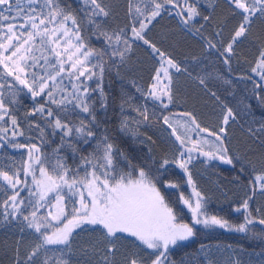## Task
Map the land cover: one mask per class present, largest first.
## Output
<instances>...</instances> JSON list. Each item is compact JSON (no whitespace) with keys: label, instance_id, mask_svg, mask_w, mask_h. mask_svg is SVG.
Instances as JSON below:
<instances>
[{"label":"snow or ice","instance_id":"snow-or-ice-1","mask_svg":"<svg viewBox=\"0 0 264 264\" xmlns=\"http://www.w3.org/2000/svg\"><path fill=\"white\" fill-rule=\"evenodd\" d=\"M226 2L237 23L227 41L219 40L221 48L210 40L206 46L215 49L231 71L234 46L247 38L257 19L264 20V0ZM198 3L128 0L130 25L109 30L110 11L104 0H0V151L8 147L26 151L20 166L15 157L0 159V227L15 226L22 235L36 239L23 254L16 248L13 264H73L74 241L86 231L99 233L97 243L90 246L99 257L95 264H175L171 251L191 240L197 226L264 239V231L255 230L257 224L264 226V218L254 216L250 206L257 192L264 195V171L250 180V194L234 209L241 214L239 223L210 213V198L198 190L192 176L196 161L233 167L240 162V171H245L244 161L234 157L226 143L228 126L237 121V112L222 102L223 115L216 129L202 127L192 112L164 114L175 102L171 70L187 73L188 69L146 35L153 21L168 11V5L180 9L176 15L193 31L197 17L210 19L202 15ZM195 31L200 33L199 28ZM221 34L222 30L215 33L218 38ZM136 41L159 57V67L148 88L136 87L139 102L122 91L118 130L146 143L151 137L139 139L144 135L141 128L160 121L170 129L175 149L171 158L157 160L149 155L140 164L132 162L97 116L102 112L106 117L109 107L106 74H119ZM250 71L259 77L253 81L251 99L264 108V46ZM196 79L217 100L208 82L219 79L232 84L226 76L213 73ZM25 93L32 101V107L23 113L27 135L15 115L19 97ZM238 105L242 106L240 115L249 117L248 134L264 144V114L257 121L250 102L241 98ZM129 111L135 115H127ZM20 137L28 142H19ZM56 139L58 143L52 146ZM45 146H52L51 151L42 152ZM88 147L91 150L84 154ZM67 150L71 151V165L64 154ZM170 166L181 170L183 184L173 177ZM183 185L190 186V193L185 194ZM165 189L175 191L177 202L191 213V224L178 222ZM123 245H130L131 250L122 253ZM82 251L87 255L89 248ZM224 253V264H242L231 246L217 247L214 253L205 245L188 264H201V257L203 264H216L213 255Z\"/></svg>","mask_w":264,"mask_h":264},{"label":"trees","instance_id":"trees-1","mask_svg":"<svg viewBox=\"0 0 264 264\" xmlns=\"http://www.w3.org/2000/svg\"><path fill=\"white\" fill-rule=\"evenodd\" d=\"M178 2L182 4L183 0H178ZM104 3L110 11V16L106 21V27L109 30L125 28L130 25L128 0H104ZM197 6L202 15L210 16L208 21H204L200 17L194 21L195 28H199L200 33H197L195 28L189 32L181 22V17L176 15L180 9L168 5V11L162 13L161 17H158L149 26L146 38L155 43L162 52L171 56L182 68L188 69L187 73L183 71L177 73L175 70H171L175 102L169 106L168 110H164V114H168L169 111L175 114L192 112L202 127L216 129L219 127L223 115L222 102L237 112V121L230 122L228 126L226 143L230 153L244 161L245 171L243 173L240 171L242 166L240 162H236L233 167L220 162L202 165L200 161L194 162L191 171L198 190L210 198L207 205L208 211L222 215L234 223H239L242 219L241 214L236 213L234 209L250 194V180L264 171V144L248 134L249 124L246 121L249 120V117L240 115L242 106L238 105L241 98L250 102L257 121L264 114V108L251 99L253 81L259 80V77L250 71L260 48L264 46V20L257 19L247 38L234 46L235 51L231 60V71H229L227 66L222 63V58L216 50H210L206 45L210 40L216 44L217 48H221L219 40H228L237 23V17L233 16L232 9L226 0H199ZM221 30V37H216L215 33ZM93 44L98 46L95 39ZM194 57L199 60L193 59ZM158 67L159 57L141 41L134 42L131 57L127 64L119 69V74L117 75L115 71L106 74L104 89L108 94L109 101L107 116L105 117L102 112L97 113V116L102 118L103 125L111 137L132 162L137 164L142 163L149 155L159 160L162 156L171 158L175 152L174 137H170V129H167V126L160 121L153 120L150 126L141 128L144 135L139 139L146 140L147 137H151V141H146V143L134 141L132 137L122 134L117 127L120 119L119 105L122 91L135 96L136 102H139L140 94L136 91V87L148 88L155 69ZM205 73L223 75L232 80L231 85L224 84L219 79L208 82V88L216 92L219 100L210 95L209 91L198 83L197 75L203 76ZM249 76L252 77L251 81L246 79ZM241 77L245 79H241ZM19 100L21 103L15 115L21 127L25 128L27 135L23 113L32 107V101L26 93L22 94ZM149 107H153L151 102H149ZM156 110L157 113L161 111L159 108ZM127 115L134 116L135 113L129 111ZM18 139L21 143L28 142L24 137ZM32 142L39 143L35 139ZM56 143H58V139L53 140L52 146H55ZM52 146H45L42 148V152H50ZM78 147L80 146L78 145ZM149 149H151L150 153ZM90 150V147L84 148L83 152L87 154ZM64 154L68 156V163L71 165L73 163L71 151L67 150ZM5 157H15L17 166H20L26 158V151L8 147L0 151V159ZM170 168L173 177L183 184L184 177L181 170L174 166H170ZM182 190L188 194L191 188L188 185H183ZM164 191L166 198L177 212L178 222L191 224V213L177 202L175 191L171 189ZM250 206L254 216L264 218V195L257 192L253 200L250 201ZM257 208L260 210L259 213L255 211ZM40 212L43 214L44 209H41ZM255 230L256 232L264 231V226L257 224ZM98 239V232H80L73 244L75 252L73 264H95L99 257L92 254L90 246L97 243ZM35 242L34 236L22 235L15 226L0 227V264H13L16 248L19 247L23 254ZM201 245L212 248L214 253L217 247L224 249L231 246L236 250L242 264H264V239L218 228L205 229L202 226L196 227V235L191 240L178 245L171 251V259L175 264H188V261L198 255ZM85 248H89L87 255L82 251ZM130 250V245L121 247L122 253ZM226 256L227 253L215 254L213 260L216 264H224ZM200 259L203 264V258Z\"/></svg>","mask_w":264,"mask_h":264}]
</instances>
